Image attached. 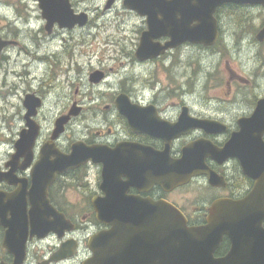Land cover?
I'll return each mask as SVG.
<instances>
[{"label":"flooded vegetation","instance_id":"af4514ba","mask_svg":"<svg viewBox=\"0 0 264 264\" xmlns=\"http://www.w3.org/2000/svg\"><path fill=\"white\" fill-rule=\"evenodd\" d=\"M32 4L38 6L34 0H12L8 4H0L3 9V12L0 13V42L5 43L0 50V71L3 70L5 76L14 75L15 79L19 78L17 79L18 84L19 82L27 84V75H30V65L28 64L30 62L32 64L34 58H38L33 57L32 52L34 46ZM214 18L217 24V40L213 46L186 43L178 48L168 50L152 60L163 64L164 61L171 59L180 48L187 46L198 48L201 56L207 60L215 62L219 58L221 62L229 48L234 45L238 51H241L244 47L255 50V54L249 59L254 68L251 75L247 74V77L243 78V76L236 75L230 70L229 79L231 80L234 77L233 83L236 82V84L231 87V83L228 82L227 89H223L219 97L214 96L215 100L214 104H211L212 107L196 108L188 103L179 106L174 105L172 108L162 107L156 99L161 98L160 95L164 90L157 91V88L153 89L155 91L153 99L148 102L127 95L130 101L140 108L152 107L153 112L160 121L177 122L182 109L187 107L189 118L207 121L215 124L218 129L222 128V130L214 133H207L196 128L187 135L170 141L168 154L169 158L173 160L181 158V151L185 146L202 142L205 148H203L201 171L205 174L195 176L187 185L169 191H165L154 183L145 184L144 182L143 184L141 180L127 183L125 176L121 177V182L127 188L126 196L151 200L154 203L164 201L173 205L184 216L188 228L202 229L204 236L218 241L217 243L207 242L204 247L212 249L211 256L213 260H223L231 253L233 243L229 234L223 233L219 236L220 229L215 224H219L223 219L209 217L213 204L220 200L242 201L256 188L264 192V170L260 171L259 179L246 174L239 158L244 151L242 146L237 147L240 156H225L223 158L217 152V150L220 151L225 148L233 134L242 135L244 132L242 128L249 125L255 127V130H252L254 139L261 135L262 146L264 147V41L257 40L258 34L264 29V6L250 3L224 4L217 8ZM56 27L58 26L53 27L50 34L46 32L47 35L54 34ZM40 30L43 31L42 26ZM166 41L168 39L162 38L159 40L161 44H165ZM28 47L31 49L30 52ZM29 57H33L32 61H28ZM44 59L46 58L39 57L37 60L42 62ZM171 60L173 61V59ZM190 63L194 62L191 61ZM207 69L208 72H206ZM205 72L204 94L208 91L209 82L214 81L219 84V87L224 84L216 78L219 76L218 71L212 74V67H206ZM195 73V69L189 72L191 76L188 83L190 94H193L194 88L197 86ZM252 76L256 80L253 81ZM153 90L149 91L152 92ZM131 93L133 94L132 91ZM76 94L77 92L74 91L68 100H66V97L62 98L61 95H57L52 104L47 105V96L43 94L42 90H24L23 99L21 98L22 106L20 107L22 125L15 138L11 140L12 149L3 164L0 165V172H8L9 168L6 167V164L16 153V142L19 139L20 132L25 129L23 100L26 95H34L41 100V107L37 110L36 116L32 118L38 126V136L32 149V161L29 167L27 169L21 168L24 158L20 157L16 170L9 176L15 184H9L7 180H1L0 195L6 198L13 195L21 189L22 181L25 183V192L29 193L32 188V170L40 160V152L46 145L52 146L53 150L64 155L70 153L71 145L76 142H83L87 146H107L110 149L120 144L136 147L138 152L144 153L146 151L148 153L135 154L146 164L145 179L154 177L155 161H153V158L155 159L156 155H160L165 149V142L161 138L133 131L127 119L118 114L114 106L115 99H112V105H106L103 108V113L114 112L116 115L115 120L104 117V126L101 125L99 128L97 126L95 131L91 133V138L77 136L76 139H69L68 142L65 140V136L71 131L69 128L76 123L80 124L83 115L84 107L80 99L76 100ZM168 96H172V94ZM74 109H79V114L71 117L63 126V132L53 140L52 136L54 135L57 119L66 117ZM45 110L56 111L54 119L47 124H45L46 118L43 115ZM255 113L262 114L263 120L259 118L252 119ZM94 121L96 122V120ZM63 140L66 141V144ZM47 160L54 162L55 156L50 155ZM137 165H135L136 168ZM92 169H96L98 175H96L95 182L91 183L88 174ZM101 169V165L88 163L75 170H67L61 174L56 173L52 180L47 181H51L47 186V205L38 204L35 207V210L39 211L37 213L38 217L37 215H30L32 205L28 196H26L24 211H22L25 217L18 218L17 213L11 209L4 211L0 209V264H86L93 258L94 254L89 248L90 242L98 234L110 232L113 228L111 224L106 225L97 221L92 203L93 199L104 196L100 190ZM213 174L216 176L214 185L211 184L209 177ZM20 181L21 184H17ZM82 181L83 184H81ZM147 182L150 183L151 180L149 179ZM193 185L202 191L200 198L192 202V207H188L187 204H179L177 202L178 197L176 198L178 191ZM85 188H88V193L80 191V189ZM69 191H74L77 194L78 198L75 201L66 199ZM7 204L6 201L1 202L0 207ZM261 204L264 205V201ZM237 222L241 226L236 229L230 227L228 230L238 238H242L243 242L239 244V251L247 257L250 248L254 245L258 246V242L252 241V237L257 236L259 231L256 226L252 225L255 222L254 219H238ZM236 230L238 232L234 233ZM260 234H264V220L261 224ZM247 262V259L242 260L239 258L237 263L245 264Z\"/></svg>","mask_w":264,"mask_h":264},{"label":"water","instance_id":"95a60500","mask_svg":"<svg viewBox=\"0 0 264 264\" xmlns=\"http://www.w3.org/2000/svg\"><path fill=\"white\" fill-rule=\"evenodd\" d=\"M34 1L38 4L48 34L55 25L59 29L72 30L76 26L82 28L88 22L86 14H75L70 0ZM115 1L109 0L105 9L111 8ZM229 3L264 6V0H123L124 8L146 19L147 29L140 35L135 59L139 62L152 60L186 43L213 46L217 40L214 14L217 8ZM162 38L168 41L161 44L159 40ZM257 40L264 41V29L258 34ZM4 45L5 43L0 42V50ZM103 78V73L97 71L89 76V82L98 84ZM23 106L25 129L20 132L16 142V153L6 164L8 172H0V181L7 180L9 184H15L9 176L16 170L20 157L24 158L21 168L29 167L32 149L38 136V126L32 118L41 107V100L34 95H26ZM114 106L118 114L127 119L133 131L161 138L165 142V149L153 158L154 177L145 179L146 164L135 156L141 153L136 147L120 144L110 149L107 146H87L83 142H76L71 145L70 153L64 155L46 145L32 170V188L29 193L25 192V183L22 181L21 189L13 195L8 198L0 195V203H8L0 209H11L17 213L18 218L25 217L22 211L28 196L32 205L30 215H37L39 211L35 207L38 204L46 206L48 203L46 194L47 186L51 183L47 182L49 179L52 180L56 173L75 170L91 162L102 166L100 190L104 196L95 198L92 202L97 221L111 224L113 228L110 232H102L92 239L89 248L94 256L86 264H239V258L247 259L245 264H264V234H260L264 220V205L261 204L264 201V192L259 188L242 201L220 200L213 204L209 217L223 219L215 224L220 229L219 236L223 233L229 234L233 243L231 253L225 259L213 260L212 249L205 248L204 244L218 241L204 236L202 229L188 228L181 212L168 202L154 203L151 200L126 196L127 188L121 182V177L125 176L127 183L141 180L143 184H157L165 191L187 185L195 176L205 174L201 171L205 145L196 142L185 146L181 151V158L173 160L168 154L170 141L187 135L196 128L207 133L218 132L222 128L218 129L215 124L207 121L189 118L187 107L182 109L177 122L160 121L152 107L140 108L125 94L115 98ZM78 114L79 109H74L66 117L58 118L52 139L55 140L63 132V126L68 120ZM258 118L263 120L262 114L255 113L252 119ZM242 129V135L233 134L225 148L217 152L223 158L240 156L237 147L242 146L244 151L239 158L243 169L248 176L259 179L260 171L264 170L261 135L254 139L253 125ZM143 154L148 153L144 151L140 155ZM50 155L55 156L54 162L47 160ZM209 177L214 185L216 176L213 174ZM149 179L150 183L147 182ZM17 184H21V181ZM238 219H254L252 225L259 231L257 236L252 237V241L258 242V246L251 247L247 257L239 251L242 238L228 230L230 227L236 229L241 226Z\"/></svg>","mask_w":264,"mask_h":264},{"label":"rangeland","instance_id":"374dc122","mask_svg":"<svg viewBox=\"0 0 264 264\" xmlns=\"http://www.w3.org/2000/svg\"><path fill=\"white\" fill-rule=\"evenodd\" d=\"M10 1L12 0H0V4H8ZM108 1L70 0L75 14L84 13L88 16V24L71 31L56 27L52 35H47L44 30L45 22L41 18L38 6L31 5L34 28L33 57L46 59L42 63L37 60L38 58H34L36 61L33 57L28 58V61L33 59L32 65L31 62L28 64L30 65L28 85L23 82L18 84L19 78L15 79L14 75L5 76L4 71H0V165L11 151V140L15 138L22 125L20 107L26 89L42 90L47 96V105H51L57 95L68 100L74 91L77 92L76 100L82 101L84 110L80 124L76 123L69 128L71 131L65 136L68 142L77 136L91 138V133L97 126L98 128L104 126V117L115 120V113H103V108L112 105V99L120 94L132 95L138 100L148 102L153 99L155 93L153 89L157 88V91L164 90L161 98L156 99L162 107L172 108L183 103L196 108L212 107L214 96L219 97L222 90L227 89L228 82L231 83V87L236 84L233 83L234 77L229 79L230 70L243 78L247 77V74L251 75L254 70L249 59L255 54V50L244 47L238 51L234 45L225 51V58L221 62L219 58L215 62L207 60L201 56L198 48L187 46L174 53L171 58L174 61L173 65L171 59L164 61L163 64L153 60L139 62L134 54L141 32L147 29L146 19L124 8L123 0H116L111 8L105 9ZM2 12L3 9L0 7V13ZM41 26L43 31L40 30ZM28 50L30 52V47ZM191 61L194 63H190ZM206 67H212V74L218 71L219 76L216 78L224 84L219 87V84L211 81L208 84V91L204 94L205 73L208 72V69L205 72ZM192 69L196 71L197 86L193 94H190L188 83L191 79L189 72ZM97 71L103 73L104 79L98 84H92L89 82V76ZM251 79L256 80L254 76ZM169 94L172 96H168ZM55 112L54 110L43 112L45 124L54 119ZM65 140L63 142L66 144ZM96 175H98L96 169L89 171L91 183L95 182ZM80 191L89 192L88 188ZM201 192L194 185L182 189L176 194L177 202L192 207V202L200 198ZM77 198L74 191H69L66 195L68 201H75Z\"/></svg>","mask_w":264,"mask_h":264},{"label":"bare ground","instance_id":"6f19581e","mask_svg":"<svg viewBox=\"0 0 264 264\" xmlns=\"http://www.w3.org/2000/svg\"><path fill=\"white\" fill-rule=\"evenodd\" d=\"M38 55V54H37ZM49 58V57H48ZM34 61H36L35 59H34ZM39 61V60H38ZM43 63V62H42ZM32 65V64H31ZM70 70V69H69ZM65 72V71H64ZM54 84V83H53ZM52 88V87H51Z\"/></svg>","mask_w":264,"mask_h":264}]
</instances>
